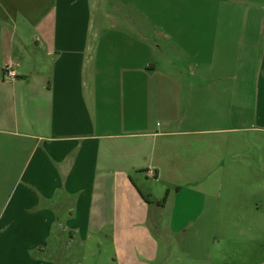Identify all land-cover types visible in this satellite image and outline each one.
Wrapping results in <instances>:
<instances>
[{"label":"crops","instance_id":"obj_1","mask_svg":"<svg viewBox=\"0 0 264 264\" xmlns=\"http://www.w3.org/2000/svg\"><path fill=\"white\" fill-rule=\"evenodd\" d=\"M262 141L264 0H0V264H66L67 239L105 264H213L216 242L175 260L153 229L263 215Z\"/></svg>","mask_w":264,"mask_h":264},{"label":"rangeland","instance_id":"obj_2","mask_svg":"<svg viewBox=\"0 0 264 264\" xmlns=\"http://www.w3.org/2000/svg\"><path fill=\"white\" fill-rule=\"evenodd\" d=\"M262 145L264 146V141H262ZM258 172L261 173L262 176H264V166H262V168H258ZM241 187H243L244 189L247 188V186H243L242 184V186H240V189L237 188L238 193L244 191L243 189H241ZM158 188L159 195H162L163 197L167 194V188L163 186ZM5 189L6 187L4 186V191ZM225 191L226 185L218 187V189L216 190V195H223ZM254 192L256 195H264V190H261L260 192V189H255ZM167 197L170 198H167L169 200L168 205L172 206L174 191H172L171 196ZM262 213L263 215L260 216H241L236 211L226 212V214H224L223 212L224 215H221L219 213L218 216H202L198 217L194 222H191L190 220L195 216L193 208L192 212L190 210H185L182 215L178 214L177 211V214H175V216H173V213L171 211L170 213H167V211L164 210L162 211V214L160 216V223L164 227L173 225L174 228H181L189 225L188 229H191L186 234L179 233L173 235L170 233H166L165 237L157 228L153 229V233L156 237L159 238V240L164 241L165 239L166 242L168 241V243L172 244L171 247L175 248H173L171 251L173 254L171 256V259L176 260L175 257H184V250L182 246L189 241L197 242L199 246L208 241L209 243L216 242L215 245L219 246V248L214 249L213 256L211 255L213 264H219L221 243L226 247V249L224 250L230 253L231 258L229 259V263L235 264L236 261H234L233 258L239 256L241 252L240 249L248 252L249 255H247L251 258L254 257L258 259L259 256L261 259L264 258V212ZM67 241L64 245V249H62L60 253V256H62L63 258L64 256H66L64 259L66 264H105V260L107 261V259L110 258L112 252V249L108 248V246H105V248H102L101 250L94 247L81 250L76 246L75 243L70 242L69 239H67ZM249 243H252V246H249ZM253 246L256 247V250L253 249ZM248 249H250L251 251L255 250V253L251 255L250 250ZM31 253H33V255H40L37 250H33ZM83 255H85V257H82ZM197 256H203L202 250L200 248L197 251ZM1 259L5 260L4 264H8L11 260L7 259V257L5 256H2ZM197 264L202 263L198 262Z\"/></svg>","mask_w":264,"mask_h":264},{"label":"built area","instance_id":"obj_3","mask_svg":"<svg viewBox=\"0 0 264 264\" xmlns=\"http://www.w3.org/2000/svg\"><path fill=\"white\" fill-rule=\"evenodd\" d=\"M4 76L7 80H13L17 77V71L14 68L13 62L8 61L4 66Z\"/></svg>","mask_w":264,"mask_h":264},{"label":"trees","instance_id":"obj_4","mask_svg":"<svg viewBox=\"0 0 264 264\" xmlns=\"http://www.w3.org/2000/svg\"><path fill=\"white\" fill-rule=\"evenodd\" d=\"M143 197H144L147 201H149V202H152V201H153V199H152L150 196H148V195H146V194H144V193H143ZM165 200H166V197H164L162 200H159L158 202H159V203H164Z\"/></svg>","mask_w":264,"mask_h":264}]
</instances>
